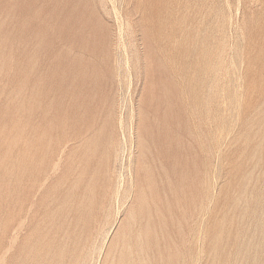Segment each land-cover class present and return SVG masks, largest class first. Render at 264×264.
Wrapping results in <instances>:
<instances>
[{
	"label": "rangeland",
	"instance_id": "1",
	"mask_svg": "<svg viewBox=\"0 0 264 264\" xmlns=\"http://www.w3.org/2000/svg\"><path fill=\"white\" fill-rule=\"evenodd\" d=\"M0 264H264V0H0Z\"/></svg>",
	"mask_w": 264,
	"mask_h": 264
},
{
	"label": "bare ground",
	"instance_id": "2",
	"mask_svg": "<svg viewBox=\"0 0 264 264\" xmlns=\"http://www.w3.org/2000/svg\"><path fill=\"white\" fill-rule=\"evenodd\" d=\"M194 2H195V1H194ZM198 6H199V5H198ZM195 16H196V15H195ZM204 24H205V23H204ZM203 27H206V26H203ZM195 28H196V27H195ZM197 32H198V31H197ZM227 50H228V49H227ZM228 52H229V51H228ZM226 53H227V52H226ZM226 53H225V54H226ZM230 53H231V52H230ZM262 59H263V58H262ZM254 65H255V63H254ZM256 65H257V64H256ZM259 65H260V63H259ZM216 71L219 72L218 69H217ZM258 76H259V75H258ZM259 78H260V77H259ZM261 135H262V134H261ZM201 195H202V194H201ZM199 201H200V200H199ZM200 210H201V209H200Z\"/></svg>",
	"mask_w": 264,
	"mask_h": 264
}]
</instances>
